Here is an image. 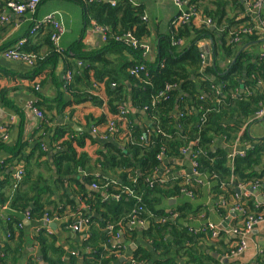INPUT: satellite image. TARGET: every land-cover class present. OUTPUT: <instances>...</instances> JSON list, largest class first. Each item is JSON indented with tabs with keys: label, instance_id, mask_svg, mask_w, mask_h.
Returning a JSON list of instances; mask_svg holds the SVG:
<instances>
[{
	"label": "trees",
	"instance_id": "1",
	"mask_svg": "<svg viewBox=\"0 0 264 264\" xmlns=\"http://www.w3.org/2000/svg\"><path fill=\"white\" fill-rule=\"evenodd\" d=\"M8 1L10 0H0V6ZM72 1L83 7L87 23H97L106 29V52L123 50L128 55L124 60L118 62L117 60L107 61L103 56L92 59L91 56H83L79 52L78 58L81 59V62L90 63V66L76 71L72 66H69L67 69L73 71V80L70 83L62 81L61 92L73 95L77 104L90 100L98 108L107 111L92 120L95 127L115 121L118 129L115 138L118 143H107L106 151H101L96 165H100L104 175H119L122 185H127L131 194H121V189H118L116 194H120L121 199L119 201L111 200L110 205H107L101 202L100 195L93 193L87 195L88 193L84 192L83 201L88 209L81 212L84 214L78 215L74 202L67 200L65 206L59 207L57 203L49 199L43 201L44 195L50 193L47 185L41 187L33 184L28 190H23L22 186L31 181L30 175L25 176L23 181L16 182L17 187L10 197H6L4 188L12 187L13 183L11 184L7 180L3 181L0 185V204L9 203L15 213L6 219L7 224L4 231H8L11 242L7 244L3 252V262L0 264H14L23 253L27 237L24 227H21L23 213L28 214L29 218L34 221L44 218L62 220L64 216L70 217L72 213L80 217L79 220L82 217L88 218V236L84 238L82 245L86 250L84 264H134L135 262L140 264L147 262L149 257L137 251L133 255V260L117 263L120 257H117L116 254H121L124 247L113 245V235L117 234V230L120 229L119 224L125 226L127 232L131 231L127 224H131L133 210L139 208L142 210L138 212V217L148 222L145 236H149L157 249L166 255L173 256V258L186 256L194 264L197 261L201 262L196 248V242L199 243L196 240L198 236L189 234L183 223L188 222V219L191 216L194 217L202 208L193 199L200 197L203 188L195 182L194 178L189 181L188 178L169 177L163 181L156 178V175L165 160L185 159L190 152L192 161L197 163L196 169L201 179L210 183L213 198L225 194L227 191L225 188L230 185L231 181L228 155L226 152L213 154L211 147L217 137L226 136L229 141L233 139L229 136L230 131L233 130L236 133L237 125H243L245 121L264 110V59H257L258 62L251 66L250 78L245 84L249 93L238 95L239 83L237 79H240L247 61L246 54H241L228 71L220 66L218 59L212 66L203 67L205 61L198 46H189L187 43L182 46L173 45V40L187 38L192 30L186 23L178 29L174 28L172 36L161 35V55L155 62H146L143 57L142 42L149 36V30L146 21L142 18V6L134 5L128 0H120L115 6L89 0ZM230 1L184 0L189 8L194 7L199 13L211 18L213 23L217 22L216 31H211L206 25L198 29L195 27L193 30L199 38L201 36L210 37L219 49L223 47L227 56L231 55L230 49L236 46L235 39L237 37L256 39L254 35H244L237 31L242 25L237 26L235 20L229 18L226 12ZM43 2L45 0L41 1L38 8ZM24 16H28L31 20L35 14L26 13ZM31 25L34 27L33 23ZM52 32L50 26H42L35 32V36L27 38L25 53L32 55L35 60L31 79L38 76L42 65L52 63L59 57V54L54 50L45 60L39 56L41 45L52 46ZM37 33L42 35V39L40 34L36 35ZM218 33H220L219 37L221 38L222 35L224 39L221 44L216 39ZM128 35L131 38H128ZM117 37H121V39L117 40ZM73 51H78V47L75 46ZM141 66L146 68V72H140L138 75L131 73L133 69ZM99 70L105 74L98 73ZM223 71L226 72L222 73ZM105 77L106 81L102 84ZM126 80L130 82L131 87L125 84ZM76 84H82L83 89L76 87ZM113 85L115 86L113 87ZM219 91L222 93L219 94ZM5 94V91L0 90V99L5 100ZM38 97L40 99L41 95L39 94ZM220 101L223 102L219 103ZM40 103L38 102L34 106L37 110L41 106ZM128 103H131L136 109L146 111L149 121L147 127L132 122L130 111L121 116V109L126 108ZM72 104L73 102H66L62 98L57 102V107L66 109ZM127 119L129 122H125ZM223 121L235 126L231 128L232 130L227 129L230 125L225 126ZM43 130L49 132L51 129L45 123ZM66 132L71 133V130L64 127L56 130L55 135L60 136H53V140L56 138L55 142H58ZM21 146L24 147V144L21 143ZM17 148H8L0 138V151L7 149L9 152H13L16 157L18 155ZM60 149L63 151L55 155L56 161L60 163L59 169L70 177L78 176L79 168L85 167L87 156L82 155L80 160L73 150L71 141H65L59 145ZM182 150L187 153L183 154ZM255 161L257 160H236L234 168L239 182L247 181L246 171L252 169ZM7 162H1L0 173H3L7 168ZM86 181L91 185H97L98 188H109L110 186L119 188L117 183L107 177L89 175ZM110 191L113 193L112 188ZM186 191L192 192L193 196L189 197ZM173 199L177 203L170 206L169 202ZM213 200L215 201V199ZM116 201L119 206L113 207L112 204ZM51 207L54 209L51 210ZM67 207L74 211H67ZM167 208H170L171 212H166ZM93 212L97 213L99 217H91ZM75 215L73 219L67 220V223L63 224L64 229L66 227V229L72 230L71 227L75 224ZM110 225L114 226L112 232L108 230ZM167 228H171L175 233L172 242L161 240L164 238L163 234ZM199 235H206V232L199 233ZM36 241L42 256L49 264H66L63 260L64 251L57 245L56 235L49 236L42 232L36 237ZM230 251L228 249L227 253ZM235 259L228 258L229 261L227 260L226 264H236L234 263ZM7 260L9 262H6ZM163 260H159L155 264H168L169 261L164 257ZM28 264H36V261L31 260Z\"/></svg>",
	"mask_w": 264,
	"mask_h": 264
},
{
	"label": "crops",
	"instance_id": "2",
	"mask_svg": "<svg viewBox=\"0 0 264 264\" xmlns=\"http://www.w3.org/2000/svg\"><path fill=\"white\" fill-rule=\"evenodd\" d=\"M89 1L113 5L120 0ZM128 1L143 8L142 18L146 21L149 30V36L142 42L144 48L143 57L146 62H155L161 55V35L165 37L167 35L172 36V30L182 26L181 24H173L180 15L181 10L177 7L174 0ZM5 6L6 4L0 6V12L4 10ZM183 8L188 10L189 6L184 4ZM226 12L229 18L235 20L237 26L242 25L237 31L250 30L253 33L252 35L256 36V39L251 40V37L235 39L237 44L230 49L231 55L227 56L223 47L219 49L210 37L201 36L199 38L193 30L195 27V29H198L204 25L207 26L206 20L211 19L201 13L199 19L191 20L189 21L190 23L187 22V26L192 30L187 38L182 39L183 45L187 43L189 46H198L205 61L203 67L212 66L218 59L220 66L224 69L226 68L227 71L237 62L241 54H246L247 61L244 64L240 79H237L239 83L237 92L238 95L247 94L249 91L245 88V84L250 78L249 71L251 66L258 62L257 59H264V0H231L226 7ZM52 14H56L57 21L60 22L63 28V36L58 47L54 46L52 42V46L41 45L39 56L42 60H45L50 52L54 50L59 54V57L52 63L42 65L38 76L31 79V72H33L31 65L9 61L3 56L2 52L13 47L22 39L27 40L29 36H35V33L32 34L34 27L31 24L33 23L34 26H37L38 22L43 21L44 18ZM212 27L213 29H211ZM209 28L211 31H216L217 22H214ZM99 29L102 28L97 23L86 22L83 7L72 0H45L31 20L28 16H11L10 21L7 23L0 21V90L6 92L5 100L0 99V136L3 132L8 134V139L6 141L2 140L8 148L16 149L21 147L19 150L17 148L18 155L16 157L13 152H9L7 149L0 151V164L3 161H8L6 163L7 168L3 173H0V185L6 180L7 182L10 181L11 184L13 183L12 187L7 186L4 188L7 194L6 197L12 196L17 183L23 181L27 175H30L31 181L22 186L23 190H28L33 184L41 187L47 185L50 193L44 195L43 201L49 199L57 203L59 207H63L66 205L65 201L69 200V202H74L77 206L75 211L78 215L84 214L81 212H84V209H88V206L83 201L84 192L88 193L87 195L92 193L100 195L102 198L101 202L107 205H110L111 200L119 201L121 199L120 194H116L118 189H121V194H129V187L122 185L119 175H104L100 165H96L101 151H106L105 145L114 142L113 139H105L103 132L100 131L94 134L92 131L94 128L92 120L107 111L98 108L90 100L77 104L73 95L61 92L62 81L65 82L66 75L69 72L71 74L73 72L67 69L69 66H72L75 71L90 66V63L81 62V59L78 58L79 52L83 56H91L92 59L103 56L107 61L117 60L118 62L128 56L123 50H109L106 52V43L103 40L104 33ZM220 33L222 34L221 31ZM220 33L216 36L219 44L224 40L222 35L221 38L219 37ZM39 34L37 33L36 35ZM40 37L42 39L41 34ZM127 37L131 38L130 35ZM75 46L78 47V51H73ZM224 72L226 71L222 73ZM98 73L105 74L101 70ZM105 81L106 77L102 80V84ZM125 84L131 87L128 80L125 81ZM37 87H39V90L36 89ZM76 87L83 89L82 84H76ZM38 93L41 95L40 99ZM221 93L219 91V94ZM62 98L66 102H73L72 106L66 109L57 107V102L62 100ZM38 102H41L38 110L44 113L45 119L39 118L33 110V107ZM222 102L220 101L219 103ZM126 109L132 113V122L143 127L149 125L148 114L145 110L136 109L131 103L127 104ZM45 123L51 129L49 132L48 130H43ZM223 124L225 126L230 125L227 129L235 126L227 121H223ZM62 127L69 128L71 133L66 132L58 142H55L56 138L53 140V136H56V130ZM229 136L233 138L230 141L226 136L217 137L211 147L213 154L226 152L228 155L231 181L230 185L225 188L227 189L225 194L213 198L210 183L204 182L199 178L196 179L193 176L192 159L191 156L190 158L188 157L190 152L185 159L165 160L156 175V178L163 181L169 177H175L188 178L189 181L194 178L196 183L197 181L201 183L200 187L203 188L201 195L198 199H193V201L195 200L202 208L194 217L191 216L188 222L183 223L187 227L186 230L189 234L198 236L196 240L199 243L196 242V248L198 249V257L201 262L195 259L197 261L196 264H226L228 255L231 252L227 253V250L235 249L240 240L239 235L235 234L234 230L239 231L245 227V216L241 214L238 208H243L247 213L264 212V188L262 186V178L264 177V110L261 114L257 113L252 116L243 125H237V132L235 133L232 130ZM65 141L72 142L73 150L80 160L82 155L87 156L88 159L84 163L85 167H80L79 174L75 177H70L62 172L59 169L60 163L55 158L58 152L63 151V149L59 150V145L65 143ZM21 143L24 144V147L21 146ZM237 159L240 161L257 160L253 163L252 169L246 171L248 179L242 183L237 180L235 175L234 165ZM19 170L24 172V176L21 181L16 183L15 175ZM89 175L107 177L112 182L117 183L119 188L113 186L109 188L101 187L97 189V192L93 191V184L91 185L86 181ZM110 188H112L113 193ZM186 194L189 197L193 196L192 192L190 194L186 192ZM211 198L215 199V201H212ZM117 201L112 204L113 207L119 206ZM176 203L177 201L173 199L169 202V205L173 206ZM53 209L51 207V210ZM252 209L253 211H251ZM66 210L74 211L70 207H67ZM166 212H171V209L167 208ZM12 213L15 212L11 209L9 203L0 204V262H3V252L7 244L11 242V238L8 237V231H4V228L7 224L6 219ZM74 215L72 213L70 217L64 216L62 220L44 218L34 221L29 218L28 214L23 213L22 225L18 224L22 228L24 227L27 237L23 253L14 264H28L31 260L36 261V264H49L42 256L36 241V237L42 232L49 236L52 234L56 235L57 245L64 251L63 260L66 264H84L86 250L82 245L84 238L88 236L87 230L77 232L66 229V227L64 229L63 227V224H66L67 220L73 219ZM91 217L98 218L99 215L93 212ZM79 218L75 215V224L79 223ZM99 220L102 221L101 218ZM146 223L147 226L145 227L127 224L128 229L131 230L129 232H127L125 226L119 224L120 229L117 230V234L113 235V245L124 248L117 263L133 260L134 253L140 251L143 253L142 255L149 257V261L140 264H155L159 260L164 261L163 257L169 261L168 264H194V262H190L189 257L173 258V256L166 255L157 249L149 236H145V232L148 229V222ZM208 225H214L221 229V236L218 240L214 241L208 232L206 235H199L201 233L200 230ZM51 226H54V228ZM113 228L114 226L110 225L108 230L112 232ZM163 236L164 238L161 237V240L172 242L175 238V233L172 232L171 228H167ZM245 241L247 248L236 257L234 263L264 264V224L253 227L251 232L245 237ZM6 262L9 261L7 260ZM134 264L137 263L135 262Z\"/></svg>",
	"mask_w": 264,
	"mask_h": 264
},
{
	"label": "built area",
	"instance_id": "3",
	"mask_svg": "<svg viewBox=\"0 0 264 264\" xmlns=\"http://www.w3.org/2000/svg\"><path fill=\"white\" fill-rule=\"evenodd\" d=\"M42 0H10L6 3V6L2 12H0V21L2 23H7L10 21L11 16H23L26 13H29L31 15H34L37 12V8L39 4L41 3ZM177 7L181 10L180 15L176 18L174 21V25H179V24H185L189 21H193L195 19H199L201 17V13L197 11L196 8L191 7L188 10H184V0H174ZM115 6V4H113ZM206 24L208 27H211L214 23L211 19L206 20ZM42 26H50L53 30L52 36H51V41L54 46L58 47L61 38L63 36V28L60 24V22L57 21L56 14H52L47 16L46 18L43 19V21L38 22L37 26L35 25L32 34H34L38 29H40ZM102 28V27H101ZM103 34V40L106 42L107 37H106V29L102 28L99 29ZM244 35H252L253 33L250 32V30L243 29L241 31ZM121 37H117V40H120ZM236 40H239V37L236 38ZM27 40L22 39L20 40L16 45L13 47L5 50L3 53V56L12 62H19V63H26L31 66L34 65V59L32 55L26 54L25 53V44ZM183 40L179 39L177 41L173 40V45H183ZM203 58V57H202ZM82 65V64H80ZM140 72H146V68L144 66H141L139 68H135L131 71L132 74L138 75ZM72 80V74L69 72L66 77H65V82L70 83ZM39 90V87L36 88ZM34 112L39 116L41 119H45L41 112H39L36 108L33 107ZM259 112V114H261ZM128 114V110L126 108L121 109V116H124ZM125 122H129L128 119ZM117 127L115 121L108 122L107 124L99 127H95L92 129L93 133L96 134L98 132H103L105 139L108 138V136L113 137L117 133ZM3 141H6L8 139V134L3 132L0 136ZM163 158V156H162ZM193 164V169L197 168V163L195 161H192ZM195 178H199L200 174L197 172L193 174ZM24 172L22 170H19L16 175H15V181L19 182L23 179ZM262 186L264 188V177L262 178ZM197 181V180H196ZM197 183L200 185V181H197ZM92 187L94 189H98V186L93 184ZM187 192V191H186ZM129 193L131 194V191L129 190ZM190 194V192H188ZM142 209H135L133 210V215H132V221L131 225L138 226V227H145L147 226V223L143 220H141L138 215L139 211ZM238 210L241 212L243 216H245V227L242 230H234L235 234H238L240 237V240L235 247V249H232L231 252L228 255V258H236L239 256L243 251L246 250L247 248V243L245 241V237L247 236L248 233L251 232L253 227L258 226V225H263L264 224V212L262 213H247L243 208H238ZM176 216V215H175ZM72 230L74 231H83V230H88L89 228V220L87 218H81L79 223L74 224L72 227ZM202 232H208L211 235V238H213L214 241L218 240V238L221 236V229L217 226L214 225H208L204 229L200 230ZM199 231V232H200ZM117 257L120 256V253L116 254Z\"/></svg>",
	"mask_w": 264,
	"mask_h": 264
},
{
	"label": "rangeland",
	"instance_id": "4",
	"mask_svg": "<svg viewBox=\"0 0 264 264\" xmlns=\"http://www.w3.org/2000/svg\"><path fill=\"white\" fill-rule=\"evenodd\" d=\"M41 114H42L43 117H44L43 112H41ZM115 137H116L115 135H114L113 137L108 136L107 139H113L114 142L118 143V142L116 141V138H115ZM182 153L185 154V153H187V151L182 150ZM191 164H192V165H191V168H192L193 174H195L197 169H193V164H194V163H192V161H191ZM193 176H194V175H193Z\"/></svg>",
	"mask_w": 264,
	"mask_h": 264
},
{
	"label": "water",
	"instance_id": "5",
	"mask_svg": "<svg viewBox=\"0 0 264 264\" xmlns=\"http://www.w3.org/2000/svg\"><path fill=\"white\" fill-rule=\"evenodd\" d=\"M213 27H214V26H213ZM213 27H212L211 29H213ZM190 156H191V153L188 154V157H189V158H190ZM100 174L103 175L102 173H100ZM93 191H96V192H97L98 190H97V189H93ZM51 227L54 228V226H51Z\"/></svg>",
	"mask_w": 264,
	"mask_h": 264
},
{
	"label": "clouds",
	"instance_id": "6",
	"mask_svg": "<svg viewBox=\"0 0 264 264\" xmlns=\"http://www.w3.org/2000/svg\"><path fill=\"white\" fill-rule=\"evenodd\" d=\"M82 66V65H81Z\"/></svg>",
	"mask_w": 264,
	"mask_h": 264
}]
</instances>
